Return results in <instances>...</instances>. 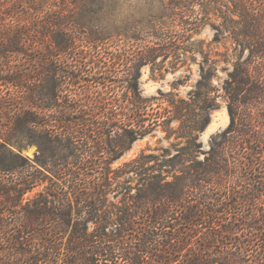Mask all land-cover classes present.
<instances>
[{
	"label": "trees",
	"instance_id": "16d2710c",
	"mask_svg": "<svg viewBox=\"0 0 264 264\" xmlns=\"http://www.w3.org/2000/svg\"><path fill=\"white\" fill-rule=\"evenodd\" d=\"M95 1L101 0H94L93 3ZM227 1L232 5V8L227 7V13L211 7L210 0L199 1L202 14L218 17V12L225 24L241 23V33L234 29L233 39L242 51L248 53L245 58L237 57L225 81L231 122L225 131L216 135L224 139L231 133L235 123L241 120L235 106H264V0ZM183 3L190 5L192 1L171 0L170 8L173 10L159 19L151 27L150 33L143 30L145 36L141 33L138 36L142 30L140 28L129 37L134 46L131 53L133 61L131 65L125 64L129 68L123 80L132 94V98L126 99L127 104L122 99L110 97L114 91L113 87L108 88L109 83L114 82L115 86L120 84L118 77H114V81L104 79L108 84L103 87L109 92L97 102L86 105V99L80 97L81 100L74 101L69 94L61 100V90L66 86L81 89L84 83L101 84L97 73H90L83 78L74 73L77 65L69 64L67 67L71 71L63 72L48 60L47 56H72L79 52L73 37L55 39L51 36L54 29L61 35L73 34L72 29L80 26L79 23L69 26L48 21L39 28L42 32L37 31L43 37L40 42L34 40L33 35L31 40H25L29 34L37 33L26 32L20 23L9 26L0 21V83L16 91V97L8 94L0 98V264H13L15 261L17 264H49L50 261L55 262L52 264H251L243 261V255L240 254L242 248L238 247L233 251L224 246L225 249L217 254L212 252L214 248L211 246L199 244L195 250L183 254L192 239L197 237L199 241L216 242L219 234L231 236L232 232L237 233L234 227L221 224L227 208L219 205L216 210L208 203L196 204L198 196H210L209 187L219 190L218 187L224 186L221 178L224 181L225 177L233 175L231 164L222 155L224 148L221 142L212 139L214 142L208 153L210 156L196 164H188L192 161L185 160V153L180 155L178 151L166 163L142 155L123 168L115 170L111 166L121 158L130 144L152 133L148 129L151 125H146V122L155 125L158 120L166 132H173L172 123L180 122L178 137L191 140L194 132L206 129L211 122V112L218 109L216 98L210 97V86L215 75L207 76L209 70L201 65L197 91L194 95L190 94L188 100H168L170 110L158 119L147 121L144 119L146 113H141L144 102L145 106H151L158 99H142L140 67L166 56L162 52H165L167 45L176 46L174 36L169 35L168 30H172L181 17L177 9H181L179 6H184ZM192 12L196 13L195 10ZM184 23L188 24L186 21ZM184 30L190 32L194 29L186 27ZM151 37L155 41H151ZM108 42L109 38H89L87 43L91 53L96 52L99 57L101 50H107L105 46L110 45ZM32 45L36 48L33 50L42 53L30 59L28 66L32 69L28 67L22 70L19 59L24 54L29 56ZM91 53L89 56L93 57ZM100 63L107 68L105 63ZM87 65L95 70L97 66L99 68L97 62ZM211 69L217 70L212 66ZM66 73L67 77L64 75ZM101 74L105 75L104 72ZM86 85L82 89H86ZM21 89L25 90L24 98L19 95ZM195 99L203 103L200 107L202 115H198L194 109ZM14 100L16 102L11 105L17 109V113L12 118V113L7 112ZM20 102L23 103L19 108ZM23 105L30 110H24ZM54 108L58 117L41 114V111ZM81 112L89 118L77 117L76 114ZM97 112L99 119L91 117ZM122 118H125L127 129L120 127ZM99 121L104 123L103 128H97ZM135 126L146 128L140 131L135 130ZM94 128H97L101 138H105L107 147L100 149L95 143L91 136L97 134ZM259 136H253L252 139L263 147L264 133ZM245 144V149H248L249 137ZM32 145L38 147L33 161L22 153ZM260 152L263 154L264 148ZM103 156L104 163L98 165L97 159H103ZM153 161L154 165L146 167ZM260 170V174H263L264 168ZM122 175L137 176L142 188L131 198L123 199L120 207L109 204V197L112 193H120L115 190L114 182L122 184ZM45 182L49 185L44 192L27 197L28 193ZM263 186V182L254 180L251 188L254 199L264 196ZM249 195L247 191L246 200L253 201ZM181 208H184V213L180 216ZM138 219L144 221L141 226H137ZM262 225L264 229V221ZM133 233L135 235L131 239ZM261 233L263 253L261 261L256 264H264V230ZM206 251L213 254L208 255Z\"/></svg>",
	"mask_w": 264,
	"mask_h": 264
},
{
	"label": "rangeland",
	"instance_id": "374dc122",
	"mask_svg": "<svg viewBox=\"0 0 264 264\" xmlns=\"http://www.w3.org/2000/svg\"><path fill=\"white\" fill-rule=\"evenodd\" d=\"M93 1L0 0V21L9 26L20 23L23 27L22 29L26 32L37 33V35H34V33L29 34L28 38L25 37V40H31L33 35V39L36 41L39 40L40 42L43 40L40 34L43 30L39 28L44 26L48 21L51 23L55 21L60 23V25L69 26L79 23L80 26L72 29L74 31L73 34L61 35V33H58V30L54 29V34L51 35L55 39H57L56 37L60 39L73 37L74 41L78 44L77 50L79 52H76L72 56H47L48 60L63 72L71 71V68L68 70L67 65H77L78 68H75L74 73L81 75L83 78L90 73L91 75L97 73L98 79H101L99 80L101 84L97 86V84L86 85L84 83L81 89L66 86L61 90V100L69 94L70 99L74 101L81 100L80 97L86 99V105L97 102L100 98H103L105 93L109 92V90L103 87L108 84L104 79L107 78L114 81V77H118L117 81L120 84L115 86L114 82L109 83L108 88L111 89L113 87L112 90L114 91L110 94V97L112 99H122L127 104L128 101L126 99L132 98V94L127 88L128 84L123 82V80L126 79L129 68L125 64L129 63L131 65L133 61L131 53L133 50L132 46H134L133 41L129 37L137 33L140 28L142 30L139 31L138 36H140V33L142 35L144 34L143 36H145V32L150 33L151 27L155 23H158L159 19L169 15L171 10H173V8H170L172 6L171 0H101L99 2L95 1L94 3ZM190 1H192L190 5L183 3L184 6H179L181 9H177V11L180 13L182 19L179 17L176 26L172 30H168L169 35L174 36V44L176 46L172 47L171 44L167 45V51L162 52L164 53L162 55L167 54L166 56H161L156 62L140 67L141 76L139 88L142 99H152L154 97L158 99L151 106L148 103V106H145L146 104L144 102L141 113H146V118L144 119L147 121L155 118L158 119L170 110L168 100H188L190 94L194 95L195 91H197L198 82L201 80V65H205L206 69L209 70L207 76L215 75L210 86V97L216 98L218 109L211 112V122L206 129L203 132H194L191 140L178 137L177 130L180 127V122L175 121L172 123L171 127L175 129L173 132L164 131L163 126H161L162 123H158V120H156L155 125H152L150 121L146 122V125H151L148 129L152 133L130 144L125 149L121 158L113 162L111 166L115 170L123 168L126 164L139 159L142 155L150 156L153 159L158 158L166 163L178 151H180V155L185 153V160L192 161L188 162V164L193 162L196 164V162H203L206 157L210 156L208 153L214 142L212 139L221 142L223 144L222 148H224V154L222 153V155L231 164L230 168L233 171V175L232 177H225L224 181L221 178L224 186L218 187L219 190L214 189V187H209L210 196H198L196 198V204L202 205V203H208L216 210L219 208V205L227 208L228 210L224 214V220L221 224L224 227H234L237 233L235 232L236 234H234L232 232V235L230 234L231 236L219 234L220 236L216 242H213V240L204 241L203 239L199 241L200 239L197 237L192 239L191 245L186 247L183 254L191 249L195 250L199 244L204 247L207 245L211 246L214 248L212 252L217 254L225 249L224 246L232 248L233 251L238 247V249L242 248V251L240 252L239 250V252L241 256L243 255V261L256 264L261 261L262 258L260 257L262 255L261 253H263V238L261 232L264 230L262 225L264 221V196H259L258 199H254L251 188L254 185V180L264 183V173L260 174V169L264 168V152L262 154L260 151L264 146L262 147L252 137L259 138L260 133H264V106H259L258 108L250 106L239 108L235 106L241 120L235 123L231 133L225 139L216 137L217 134L225 131L231 122L228 110L229 99L224 89L225 81L228 79V74L233 70V64L237 57L245 58L248 53L242 51L233 39L235 34L234 29H236L237 33H241V23L237 25L236 21L225 24L224 19L219 18L218 12H216L218 17L214 14H202L199 6V1L201 0ZM210 1L211 7L218 8L222 13L228 12L227 7L232 8V5L227 0ZM210 9L214 11L213 8ZM193 10L196 13H193ZM184 21L188 24H185ZM186 27L194 30L184 32V28ZM226 27H229L228 30H226ZM38 30L41 32H37ZM143 30L145 31L144 33H142ZM89 38H109L108 44L110 45L105 46L107 50H101L100 48L99 50L101 52L99 53L101 55L97 57L98 54L96 52L91 53V48L87 43ZM150 40L155 41L152 37ZM39 41L38 44H40ZM34 48V45H32V50L28 51L29 56L24 54L20 57L19 67L22 70H26L29 67L30 59L42 53V51L33 50ZM89 53L93 54V57H90ZM116 55L118 56L117 58H115ZM90 62H97L99 68L97 66L95 70L90 65L86 67L85 64H90ZM100 62L105 63L107 68H105V65L102 67ZM81 65L82 67H80ZM33 66L36 67L37 65L33 64ZM211 66L217 70L213 71ZM102 72L105 75L101 74ZM107 72H111V74L108 75ZM64 75L67 77V73ZM84 85H86V89H82ZM8 94L16 97V91L13 88L0 83V95H2L0 98ZM19 95L24 98L26 96L25 90L21 89ZM195 101L196 106L194 109L198 115H202L200 107L203 103L197 99ZM15 102L14 100L10 103L7 112L8 114L12 113V118H15L14 115L17 113V109L11 105ZM157 102H162V104L159 105ZM191 102L194 103L193 100ZM22 103L20 102L19 108L22 106ZM23 108L24 110L29 109L26 105H23ZM41 114H50L54 118L59 115L55 108L51 111H41ZM97 114L99 112L91 115V117L99 119L100 115ZM76 115L77 117L83 116V118H89L83 112ZM71 117H74V115H71ZM203 117H205V114ZM199 119L201 120V118ZM3 121L6 122L7 120L3 119ZM120 121V127L127 129L125 126V118L120 119ZM92 122L96 123L98 121ZM99 122L100 125H97V128H103L104 123ZM88 123L85 122V124ZM55 125L58 126V123ZM97 128L94 129L96 130ZM145 128H137L135 126V130L144 131ZM96 132L97 134L91 135L96 141L95 143L100 149L107 147L105 138H101L98 130ZM121 133L122 130L120 131ZM248 137L250 145L248 149H245V143ZM37 151L38 147L32 145L24 149L22 153L29 160L33 161L37 155ZM104 158L105 156H103V159L99 157L97 164L104 163ZM154 164L155 162L153 161L146 167ZM120 182L122 183L120 185L114 182L115 190H119L120 193L118 195L112 193L109 197V204L121 207V201L123 199L131 198L142 187L139 185L140 180L137 176L129 177L122 175ZM48 185L49 183L47 182L41 184L33 192L28 193L27 197H34L38 195L37 193L44 192ZM125 191H128L127 195H124ZM247 191L251 194L249 197L253 201L248 202L246 200ZM207 198H211V200ZM179 213L181 216L184 213V208H181ZM136 222L137 226H141L144 223L142 219H138ZM134 235L135 233L131 234L130 238H134ZM232 239L234 241L229 245ZM212 252L206 251V254L212 255ZM50 263L55 262L50 261ZM13 264H17V261Z\"/></svg>",
	"mask_w": 264,
	"mask_h": 264
}]
</instances>
